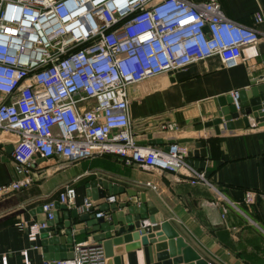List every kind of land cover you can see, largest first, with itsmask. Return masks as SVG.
Here are the masks:
<instances>
[{"label":"built area","instance_id":"2783aa9c","mask_svg":"<svg viewBox=\"0 0 264 264\" xmlns=\"http://www.w3.org/2000/svg\"><path fill=\"white\" fill-rule=\"evenodd\" d=\"M261 20L256 15V22ZM259 40L255 29L229 21L216 1L0 0V147H12L14 185L38 160L71 164L112 156L124 166L180 174L191 185L216 192L204 172L188 163L186 144L175 142L166 150L138 144L129 120L128 88L212 57L234 67L242 49ZM230 96L238 110V91ZM175 129L172 123L160 127ZM12 190L1 187L0 197ZM219 196L209 206L245 217L239 205L249 212L257 199L253 191H245L239 204ZM75 202L76 191L67 185L41 210L50 221L57 203L72 209ZM92 207L84 200L81 208L89 212ZM14 226L35 240L45 225ZM105 261L101 247L82 242L74 245L72 258L54 264Z\"/></svg>","mask_w":264,"mask_h":264},{"label":"crops","instance_id":"0c3cea01","mask_svg":"<svg viewBox=\"0 0 264 264\" xmlns=\"http://www.w3.org/2000/svg\"><path fill=\"white\" fill-rule=\"evenodd\" d=\"M182 1H216L229 21L255 29L260 40L257 45L242 49L241 61L234 67H224L217 57H212L181 71L161 74L138 87H129V120L138 144L163 150L171 141L186 144L190 150L188 161H195L194 145L201 142L206 160L204 168L198 170L204 172L206 182L216 192L208 185H191L180 174H159L134 165L124 166L112 156L71 164L38 160L32 171L14 185L16 178L5 151L7 145L1 146L0 157L9 162L0 161V188L13 186V190L0 197V264H54L55 261L48 260L43 253L38 235L30 240L27 230L21 232L14 225L22 223L28 229L39 221L48 222L41 204L56 198L67 185L76 191L72 209L86 212L81 207L83 201L88 200L93 204L90 214L94 215L95 209L109 204L106 199L112 195L105 192L103 199L93 201L86 188L93 180L132 191L138 202L155 208L205 262L264 264V122L249 117L248 128L216 135L210 134L217 132L195 129L216 118L219 97L263 82L264 0ZM256 15L262 18L260 23L256 22ZM166 123L175 124L176 129L160 130ZM245 191L257 194L249 212L239 205L246 217L234 209L224 211L220 206H209L217 203L219 195L239 204ZM138 204L132 203L131 207L135 209ZM156 230L159 231V226ZM82 242L97 244L91 237H74V245ZM123 246L125 244L116 247ZM66 255H70L69 252ZM64 259L68 258L63 256L60 260ZM119 259L120 264H162L156 258L154 245L150 244L123 253Z\"/></svg>","mask_w":264,"mask_h":264},{"label":"water","instance_id":"95a60500","mask_svg":"<svg viewBox=\"0 0 264 264\" xmlns=\"http://www.w3.org/2000/svg\"><path fill=\"white\" fill-rule=\"evenodd\" d=\"M218 111L216 118L199 124L196 130L205 129L209 132L243 130L250 126L249 117L264 122V82L255 84L246 90L238 91V110L235 108L230 94L217 99ZM171 143H175L171 141ZM193 158L188 163L197 169H203L206 151L201 142L194 145ZM7 156L12 147L6 146ZM202 159L201 162L197 161ZM0 161L9 162L0 157ZM90 198L98 201L111 194L113 204H103L101 218H95L89 212L56 204L53 219L39 221L44 228L38 231L42 251L50 261H60L63 256L70 259L73 255L74 237L83 235L102 248L105 264H120L119 256L123 253L139 249L148 244L154 245L156 258L162 264H206L204 260L184 241L182 237L166 222L155 208H147L149 204H141L130 190L111 186L99 180L90 181L87 186ZM138 206L134 209L131 204ZM116 210H121L118 213ZM108 218V220L106 219ZM149 222L146 223L145 221ZM73 221L76 223L73 224ZM110 221V223H109ZM159 226V231L156 230ZM143 232V234H141ZM125 244L123 247H116ZM115 247V248H114ZM69 252L70 255H66ZM65 254V255H64Z\"/></svg>","mask_w":264,"mask_h":264},{"label":"bare ground","instance_id":"6f19581e","mask_svg":"<svg viewBox=\"0 0 264 264\" xmlns=\"http://www.w3.org/2000/svg\"><path fill=\"white\" fill-rule=\"evenodd\" d=\"M216 134H220V133L217 132V133H213V134H210V135H216Z\"/></svg>","mask_w":264,"mask_h":264},{"label":"trees","instance_id":"16d2710c","mask_svg":"<svg viewBox=\"0 0 264 264\" xmlns=\"http://www.w3.org/2000/svg\"><path fill=\"white\" fill-rule=\"evenodd\" d=\"M220 191V190H219ZM264 224V223H263Z\"/></svg>","mask_w":264,"mask_h":264},{"label":"rangeland","instance_id":"374dc122","mask_svg":"<svg viewBox=\"0 0 264 264\" xmlns=\"http://www.w3.org/2000/svg\"><path fill=\"white\" fill-rule=\"evenodd\" d=\"M264 228V227H263Z\"/></svg>","mask_w":264,"mask_h":264}]
</instances>
